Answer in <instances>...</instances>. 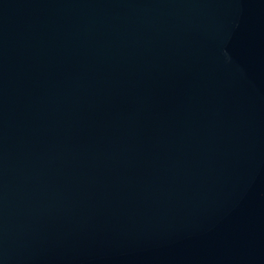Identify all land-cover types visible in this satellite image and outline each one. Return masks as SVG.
<instances>
[{
  "label": "water",
  "instance_id": "95a60500",
  "mask_svg": "<svg viewBox=\"0 0 264 264\" xmlns=\"http://www.w3.org/2000/svg\"><path fill=\"white\" fill-rule=\"evenodd\" d=\"M0 264H264V0H0Z\"/></svg>",
  "mask_w": 264,
  "mask_h": 264
}]
</instances>
